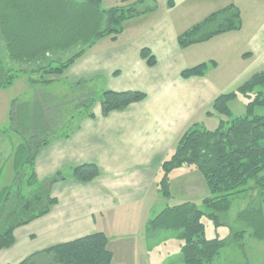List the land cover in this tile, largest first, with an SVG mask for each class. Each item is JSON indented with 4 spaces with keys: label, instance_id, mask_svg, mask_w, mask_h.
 I'll list each match as a JSON object with an SVG mask.
<instances>
[{
    "label": "trees",
    "instance_id": "trees-1",
    "mask_svg": "<svg viewBox=\"0 0 264 264\" xmlns=\"http://www.w3.org/2000/svg\"><path fill=\"white\" fill-rule=\"evenodd\" d=\"M101 1L0 0V40L4 43L0 90L9 88L21 73L31 77L32 85L54 83L49 78L64 75L97 41L116 40L124 23L139 14L135 7L125 5L131 0H120V6L108 10L99 8ZM240 28V14L229 6L181 34L178 44L185 48ZM140 57L146 59L148 66L155 64L147 49L141 50ZM207 67L204 63L184 70L181 77L203 76ZM32 76H37L38 80ZM87 83L84 79L78 80L70 89H80ZM239 96L247 100L244 114L234 117L229 104ZM144 98L139 92L103 91L99 95L102 116L122 111ZM94 101V95L89 93L69 101L49 93L22 102L12 101L10 128L20 137V142L13 153L15 188L4 190L0 196V251L14 244L16 229L47 215L57 204L51 196L53 184L65 178L88 183L98 176L94 165L76 166L70 176L57 173L41 182L34 172V161L40 149L52 138L67 137L71 120L82 111L79 107L87 110ZM70 104H75L77 109L69 110ZM256 107L264 110V72L252 75L234 92L216 97L206 116H217L218 126L214 130H207L199 123L188 126L160 167L162 175L157 190L164 199L171 198L169 174L184 167L200 173L209 194L201 201L209 213L192 202H183L164 208L145 225L148 236L160 231L177 232L183 264H210L226 243L205 237L202 218L217 226L218 215L228 211L231 197L256 190L264 198V112L255 115ZM88 116L93 118L92 113ZM23 183L29 189L27 195L21 192ZM238 219L243 228L233 236V241L241 242L248 230L252 238L264 241V213L260 208L245 209ZM107 245L103 233H94L35 252L18 264H111L113 256Z\"/></svg>",
    "mask_w": 264,
    "mask_h": 264
},
{
    "label": "crops",
    "instance_id": "crops-1",
    "mask_svg": "<svg viewBox=\"0 0 264 264\" xmlns=\"http://www.w3.org/2000/svg\"><path fill=\"white\" fill-rule=\"evenodd\" d=\"M152 1L125 4L139 12L122 31L132 32L133 38L122 42L119 36L114 41L107 38L108 43L92 48L62 76L69 73L75 82L84 79L92 88L103 85V91L139 92L145 98L105 117L97 100L75 117L67 137L52 138L40 149L34 161L40 182L57 173L70 176L80 165H94L99 174L88 183L65 178L53 184L51 196L57 204L47 215L14 231V245L0 251V264H18L35 252L94 233L107 237L111 264H134L135 245L128 243L122 251L115 243L119 246L142 232L147 238L148 216L163 198L157 190L160 167L176 140L193 123L214 130L218 123L211 129L206 125L214 119L219 122L215 115L206 116L213 100L264 72V21L248 30L241 24L238 31L185 48L178 44L181 34L229 6L242 17L239 0H201L196 6L171 0L165 14L148 22L156 15V8L145 7ZM249 13L258 20L257 9ZM143 49L154 58L153 66L140 57ZM204 63L208 67L203 76L181 77L184 70ZM185 183L189 189V181ZM116 218L129 223L120 229L114 225ZM124 254L129 259H123Z\"/></svg>",
    "mask_w": 264,
    "mask_h": 264
},
{
    "label": "rangeland",
    "instance_id": "rangeland-1",
    "mask_svg": "<svg viewBox=\"0 0 264 264\" xmlns=\"http://www.w3.org/2000/svg\"><path fill=\"white\" fill-rule=\"evenodd\" d=\"M170 1L171 0H155L154 2L152 1L147 3L145 7L156 8V15L149 17L148 22L163 15V13L166 12V3ZM178 1L181 5L190 4L189 6H196V4H198V2L201 0ZM120 5V0H102L99 8L101 10H108L112 7ZM239 5L242 12V17H240V19L242 18L241 24L243 25V30H248L252 25L254 26L256 22L261 23L264 21V0H239ZM254 9H257L258 11L257 21L255 20V15L250 16L249 13L250 10ZM127 24L132 25L133 20L124 23L123 29L124 27L127 29L129 28V25ZM131 34L132 32L129 33V31L121 33L118 37L119 42H122L123 39H130L131 37L133 38V35L130 36ZM108 42L109 40L107 38L99 40L92 48L103 47V45ZM89 53H91V51H89L87 55H89ZM0 58H4V43L2 40H0ZM62 76L57 78H49L54 81V83H51L50 85H32L29 82L31 77L29 78L28 75L21 73L17 76L9 88L0 90V168L2 163L6 161L2 172L0 173V196L4 190L15 188L13 183V165L15 162L13 153L14 148L20 142V137L12 132L10 128L9 113L12 101L19 100V102H22L31 100L36 96L42 97L45 93L60 96L63 97L65 101H69L73 100L74 98L86 96L91 91L93 93L91 92L90 95H94V99L97 101L99 100L100 93L104 89V87H102L103 85H95L92 88L90 87V83L82 85L80 88L81 91L77 88L70 89L77 78L71 77L69 73L65 78H62ZM32 79L38 80V77L32 76ZM89 88H92L93 90H90ZM246 101V99L239 96L233 103L229 105L234 117L242 116L244 114V105ZM75 107V104H70L69 110L73 111L74 109H77ZM84 108L85 107H79L78 110H86ZM80 112L82 113L83 111ZM263 112L264 110L261 107H256L254 109L255 115H262ZM76 116L77 114L74 116V120H71L70 129L75 124ZM215 118L218 117L216 116ZM210 122H212L214 126H210ZM207 123L208 124L206 125L208 129H211V127H215L218 122L216 119H214V121H207ZM59 126L60 125H58V127ZM188 170H193L194 174L189 175L187 173L189 172ZM186 180L189 181V189L185 187ZM28 190L29 189L25 186V183H23L21 192L27 195ZM169 191L171 198H162L161 202L155 206L152 214L148 216V219L153 218L166 207H172L183 202H192L196 204L198 209L201 211L205 213L210 212V210L202 205L201 202L202 199L208 197L209 194L204 186L200 173L194 168L189 167L182 170L177 168L172 171L169 174ZM188 198L191 200H188ZM248 208H260L264 213V198L260 197L256 190H250L237 197H231L228 211L218 215L219 225L215 226L212 221L208 220L207 218H202V223L205 226V237L207 239L225 240L226 242L225 245L220 249L217 257L210 264H264V241H259L252 238L250 230L246 231L241 242H236L232 239L233 236L243 228L238 219V215L240 212ZM117 211L115 214H117ZM128 223L129 221H123L121 218H116L114 225L122 229L123 227H126ZM108 224L111 226V223ZM157 233V235L152 236H148L147 234L146 238L145 233L143 234L142 232L140 236L138 235V237L131 238L132 240H125L119 243V246H117V243L115 244L116 247L122 251L126 249L128 243L135 245L136 262L134 264H183L182 256L179 251L180 241L176 238L177 232L160 231ZM239 244H241V248L239 247ZM128 257L129 256H126V254L122 256L123 259H129Z\"/></svg>",
    "mask_w": 264,
    "mask_h": 264
}]
</instances>
